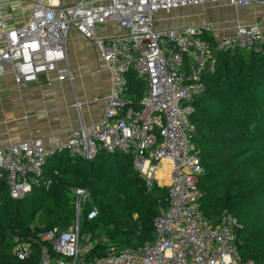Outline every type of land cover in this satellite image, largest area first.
Here are the masks:
<instances>
[{"label":"built area","instance_id":"1","mask_svg":"<svg viewBox=\"0 0 264 264\" xmlns=\"http://www.w3.org/2000/svg\"><path fill=\"white\" fill-rule=\"evenodd\" d=\"M246 7L264 0H78L63 5L59 0H33L29 16L14 23L12 10L0 5V76L11 74L17 87L37 84L43 78L72 81L66 64V42L70 31L89 40L109 73L110 88L101 100V120L81 124L66 133L64 141L30 138L0 147V183L8 195L22 199L38 185L46 160L67 152L92 161L100 151L133 157V167L147 189L153 184L167 189V206L153 219L155 238L136 248L116 250L91 264H255L243 262L235 243L236 220L229 214L216 224L199 210L202 173L200 157L191 137L189 120L193 100L204 91L202 76L212 73L216 54L244 49L264 52V29L258 24H235L217 33L209 24L181 29L157 30L155 14L203 4ZM115 22L122 33L97 36V26ZM210 32L214 43L201 35ZM63 64V66H60ZM132 70L145 84L138 108L125 98L127 73ZM74 108L80 109L76 101ZM75 199V221L66 231L53 227L39 235L62 256L53 260L43 248L37 264H80L85 251L79 241V215L88 202L87 193L71 190ZM92 207L87 218L94 219ZM14 256L29 257L27 244H17Z\"/></svg>","mask_w":264,"mask_h":264},{"label":"trees","instance_id":"2","mask_svg":"<svg viewBox=\"0 0 264 264\" xmlns=\"http://www.w3.org/2000/svg\"><path fill=\"white\" fill-rule=\"evenodd\" d=\"M200 37L213 42L208 34ZM126 78L125 98L138 108L145 84L132 70ZM201 80L204 91L193 100L189 116L195 129L191 142L203 170L197 182L199 210L211 224L231 215L238 224L234 235L241 260L264 264V52L217 53L214 72ZM38 182L19 200L0 183V264H37L43 248L53 260L62 258L39 235L72 226V189L88 197L79 215V241L87 245L80 264H91L110 248L152 242V221L167 206L166 187L147 189L129 154L100 151L90 162L56 154L46 160ZM92 207L97 214L89 220ZM17 244L29 245L25 260L14 256Z\"/></svg>","mask_w":264,"mask_h":264},{"label":"crops","instance_id":"3","mask_svg":"<svg viewBox=\"0 0 264 264\" xmlns=\"http://www.w3.org/2000/svg\"><path fill=\"white\" fill-rule=\"evenodd\" d=\"M76 1L59 0L63 5ZM0 5L2 10H12L14 23H20L29 16L33 0H0ZM253 23L264 29L260 4L234 7L208 3L158 12L154 27L164 30L209 24L218 33L231 30L235 24ZM122 31L110 21L97 26L96 33L99 37H109ZM204 34L214 43L212 33ZM65 52L72 81L59 82L56 74L51 73L50 84L40 78L37 84L17 87L11 74L0 76V147L30 138H49L53 144H59L70 130L101 120L105 108L101 98L110 88L105 64L93 44L74 31L68 34ZM76 101L80 103L79 110L73 106Z\"/></svg>","mask_w":264,"mask_h":264},{"label":"rangeland","instance_id":"4","mask_svg":"<svg viewBox=\"0 0 264 264\" xmlns=\"http://www.w3.org/2000/svg\"><path fill=\"white\" fill-rule=\"evenodd\" d=\"M80 246H81V249L87 250V245L80 244Z\"/></svg>","mask_w":264,"mask_h":264}]
</instances>
